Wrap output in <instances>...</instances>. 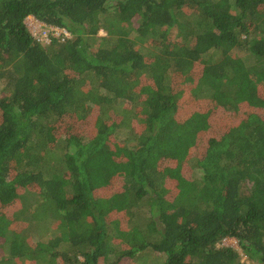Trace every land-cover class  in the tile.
Returning a JSON list of instances; mask_svg holds the SVG:
<instances>
[{
  "label": "trees",
  "instance_id": "1",
  "mask_svg": "<svg viewBox=\"0 0 264 264\" xmlns=\"http://www.w3.org/2000/svg\"><path fill=\"white\" fill-rule=\"evenodd\" d=\"M0 264H264V0H0Z\"/></svg>",
  "mask_w": 264,
  "mask_h": 264
},
{
  "label": "built area",
  "instance_id": "2",
  "mask_svg": "<svg viewBox=\"0 0 264 264\" xmlns=\"http://www.w3.org/2000/svg\"><path fill=\"white\" fill-rule=\"evenodd\" d=\"M39 29H36L33 34L37 37L39 41L49 42L52 37H61L63 41L71 38L70 32L61 27L48 26L40 21H38Z\"/></svg>",
  "mask_w": 264,
  "mask_h": 264
},
{
  "label": "rangeland",
  "instance_id": "3",
  "mask_svg": "<svg viewBox=\"0 0 264 264\" xmlns=\"http://www.w3.org/2000/svg\"><path fill=\"white\" fill-rule=\"evenodd\" d=\"M26 23H27V26H28V28L32 31V32H34L36 29H39V25H37V24H39V22H38V20L35 18V17H33V16H29L27 19H26ZM101 35H103V34H105V32L104 31H101V33H100ZM225 114H227V113H225V112H222L220 115H219V118L220 119H222L223 117V115H225ZM216 123H218V122H216ZM219 124V123H218ZM123 131H121L120 133H122ZM121 135V134H120ZM209 135V134H208ZM39 232H43V231H39L38 230V228H34L33 230H32V233L34 234V236L36 237V238H39L40 236H42ZM222 244L223 245H226V246H233V247H235V248H238L239 247V244H238V240L237 239H235V238H226L223 242H222ZM145 256L146 257H144V258H146V259H152V257H154V252H152V251H147L146 253H145ZM243 260H246L247 261V258L245 257V256H243Z\"/></svg>",
  "mask_w": 264,
  "mask_h": 264
}]
</instances>
